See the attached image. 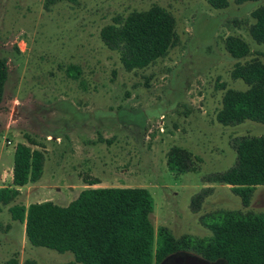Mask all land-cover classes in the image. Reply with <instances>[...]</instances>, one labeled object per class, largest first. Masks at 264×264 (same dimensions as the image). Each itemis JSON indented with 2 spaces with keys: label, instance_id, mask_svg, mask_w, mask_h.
Returning <instances> with one entry per match:
<instances>
[{
  "label": "rangeland",
  "instance_id": "374dc122",
  "mask_svg": "<svg viewBox=\"0 0 264 264\" xmlns=\"http://www.w3.org/2000/svg\"><path fill=\"white\" fill-rule=\"evenodd\" d=\"M44 3L0 0V58L9 73L0 107V189L11 187L17 144L44 156L41 178L0 203V264H80L71 252L32 247L9 208L67 206L87 188L148 190L155 232L164 226L175 238L210 237L202 219L218 211L264 212V187L244 207L230 186L204 182L232 168L234 140L264 136L260 123L223 127L216 121L226 91L247 89L231 77L235 64H264V45L250 35L252 13L264 0H228L223 10L207 0H78L47 9ZM151 7L173 16L176 44L147 68L128 72L100 31L114 17ZM228 37L246 42L249 55L234 59L225 49ZM71 67L77 79L67 73ZM176 147L199 159L198 172L168 170L167 154ZM204 190L211 192L193 212L191 200ZM160 264L225 263L182 251Z\"/></svg>",
  "mask_w": 264,
  "mask_h": 264
},
{
  "label": "trees",
  "instance_id": "16d2710c",
  "mask_svg": "<svg viewBox=\"0 0 264 264\" xmlns=\"http://www.w3.org/2000/svg\"><path fill=\"white\" fill-rule=\"evenodd\" d=\"M78 0H45V8L60 2L75 4ZM259 0H234L237 5ZM214 10H223L228 0H207ZM254 24L250 35L264 45V7L252 13ZM103 45L118 55L126 71L142 70L164 58L176 44L175 19L160 7L133 11L126 17H114L100 31ZM226 51L237 60L249 55L246 42L228 37ZM77 79L75 67L67 69ZM8 68L0 58V107L8 80ZM231 77L241 80L247 89L228 90L216 121L223 127H235L251 121L264 125V64L251 60L236 63ZM235 162L232 168L204 178L205 183L230 186L244 207L250 203L257 187H264V136H245L232 143ZM198 160L181 148L169 150L166 165L176 175L198 172ZM44 156L36 149L17 144L13 154L11 187L0 189V203L7 205L19 189L36 183L42 176ZM96 183H90V186ZM204 190L191 200L197 212ZM153 199L144 188H87L67 206L52 202L33 203L27 207L9 208L13 221L24 225L25 236L32 247L71 252L80 264H160L177 252H193L208 262L225 264H264V212L218 211L202 219L211 236L184 235L175 238L166 227L155 232L150 215ZM6 264H17L15 259ZM24 264H37L26 260Z\"/></svg>",
  "mask_w": 264,
  "mask_h": 264
}]
</instances>
